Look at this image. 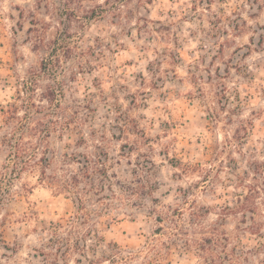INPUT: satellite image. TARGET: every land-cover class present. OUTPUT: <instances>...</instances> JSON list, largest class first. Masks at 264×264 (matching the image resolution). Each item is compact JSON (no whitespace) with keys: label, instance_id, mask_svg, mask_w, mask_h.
<instances>
[{"label":"rangeland","instance_id":"rangeland-1","mask_svg":"<svg viewBox=\"0 0 264 264\" xmlns=\"http://www.w3.org/2000/svg\"><path fill=\"white\" fill-rule=\"evenodd\" d=\"M0 264H264V0H0Z\"/></svg>","mask_w":264,"mask_h":264},{"label":"trees","instance_id":"trees-1","mask_svg":"<svg viewBox=\"0 0 264 264\" xmlns=\"http://www.w3.org/2000/svg\"><path fill=\"white\" fill-rule=\"evenodd\" d=\"M107 1V0H106ZM99 7H102L101 5H99ZM54 44H56L55 46H54V49L57 47V45H59L60 43H59V39H56V41L54 42ZM47 68V67H46ZM56 92V91H55ZM54 95L56 94V93H53ZM53 96V95H52ZM49 100H53V98L52 97H50V95L47 97ZM26 113H27V111H26ZM43 123L41 122V121H37V123H36V125H37V127H35V129L33 128V130L34 131H38V133L36 134V135H38L37 136V139H38V142H37V146H43L44 145V143H45V141H47L48 140V137L51 135V130H52V125H42ZM39 125H42V127H43V129H42V127L40 128V127H38ZM45 146V145H44ZM32 155V154H31ZM33 156H35L36 157V159L38 158V153H37V151L36 150H34L33 151ZM44 159H45V157L44 156H42V157H39V159H38V161L36 160V162L35 163H33V164H37V165H40V163H44ZM26 165H28V166H30V167H32L33 166V164H32V161H31V159H28L26 162ZM10 165H8V167H9ZM16 168H18V167H16ZM24 168V166L22 165L19 169H17V170H19V171H21L22 169ZM42 168H43V172L45 173L46 171H45V166L44 165H42ZM100 173L104 176V187L105 188H107V190H109V191H111L112 193H113V195L115 194L114 193V191H113V183H112V179H111V176H109V174H107L106 173V171H105V173L103 172L102 173V171H100ZM78 181V179H76V177L75 178H72V180H70V181H67V182H65L63 185H61L62 186V188L64 189V190H66V191H68L70 194H74L75 196H76V199L80 202V204H79V206L80 207H82L83 206V204H84V202H83V198H82V195H81V191H76V189H74V187L73 186H75L76 185V182ZM92 184L93 185H95L93 182H92ZM96 192V191H95ZM94 191L92 192L93 194H95L96 195V193H95ZM93 194H91L90 195V197L93 195ZM53 241V240H52Z\"/></svg>","mask_w":264,"mask_h":264}]
</instances>
